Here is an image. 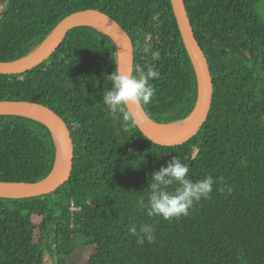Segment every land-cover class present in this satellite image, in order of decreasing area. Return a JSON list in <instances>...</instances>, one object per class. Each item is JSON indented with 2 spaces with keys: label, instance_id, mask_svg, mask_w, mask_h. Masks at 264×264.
Wrapping results in <instances>:
<instances>
[{
  "label": "trees",
  "instance_id": "16d2710c",
  "mask_svg": "<svg viewBox=\"0 0 264 264\" xmlns=\"http://www.w3.org/2000/svg\"><path fill=\"white\" fill-rule=\"evenodd\" d=\"M184 4L213 95L207 120L183 145L155 144L137 126L125 127L123 114L109 115L102 95L111 87L108 75L119 71L118 50L93 26L72 28L39 66L0 73V100L51 107L74 144L62 186L40 196L0 197V264H79L72 260L79 247L93 248L84 264H264V0ZM89 7L129 33L134 69L146 63L159 69L160 79L151 81L156 94L141 105L147 116L162 124L189 116L198 81L170 0H0V61L29 54L65 16ZM145 43L159 50L158 61L142 52ZM56 149L45 123L0 115L1 181L46 177ZM176 155L189 163L193 180L215 179L210 199L178 219L149 217L137 201L147 202L152 172ZM133 223L152 224L155 241L138 244L128 231Z\"/></svg>",
  "mask_w": 264,
  "mask_h": 264
},
{
  "label": "water",
  "instance_id": "95a60500",
  "mask_svg": "<svg viewBox=\"0 0 264 264\" xmlns=\"http://www.w3.org/2000/svg\"><path fill=\"white\" fill-rule=\"evenodd\" d=\"M170 3L183 44L185 45L193 63L197 76L198 97L196 106L192 111H196L194 122L187 131L180 135L165 136L152 128L149 122H157L147 116L141 105H127L126 110L136 120V126L139 130L150 141L162 146H179L189 142L194 136H196L207 120L212 102L213 80L207 58L194 36L184 0H170ZM89 17L96 18L100 21L106 27L107 31L95 28L109 35L116 43L119 58V72H129L134 70L135 47L129 33L120 23L107 13L99 9L89 7L79 9L65 16L56 25L49 36L29 54L11 61H0V73L8 75L20 74L39 66L58 49L72 28L79 25H89L82 23V20ZM45 42L46 44L44 45ZM121 50L123 52V61H121L120 58ZM21 111L37 112L46 118L52 126H54L63 148V166L57 174L52 175L57 161L56 149V158L53 169L46 177L34 182L0 180V197L18 198L50 194L69 180L73 168L74 144L65 120L51 107L36 101L0 100V115H24L20 113ZM39 121L45 123L49 127L56 141L52 126L45 121Z\"/></svg>",
  "mask_w": 264,
  "mask_h": 264
},
{
  "label": "clouds",
  "instance_id": "9594fccd",
  "mask_svg": "<svg viewBox=\"0 0 264 264\" xmlns=\"http://www.w3.org/2000/svg\"><path fill=\"white\" fill-rule=\"evenodd\" d=\"M142 52L150 55L152 61L160 59L159 50H153L150 43H145ZM160 79L159 69L154 63L136 65L134 70L119 72L113 70L108 75L111 87L102 95L104 106L108 109L113 119L117 114H123L125 127L136 126V120L126 111L127 105H147L151 103L156 94V88L151 83ZM190 173V165L182 161L177 155L173 156L166 165L154 170L148 183L147 202L143 199L137 201L141 210L149 217L159 216L165 220L188 216L194 203L201 199H210L213 185L216 182L211 175L202 179L193 180ZM221 188L220 191H224ZM231 187L227 192L231 193ZM129 233L136 237V242L143 245L145 241H155V228L152 224H141L139 227L133 223L128 229Z\"/></svg>",
  "mask_w": 264,
  "mask_h": 264
},
{
  "label": "bare ground",
  "instance_id": "6f19581e",
  "mask_svg": "<svg viewBox=\"0 0 264 264\" xmlns=\"http://www.w3.org/2000/svg\"><path fill=\"white\" fill-rule=\"evenodd\" d=\"M82 23L89 24V25H92V26H94L100 30H104V31L106 30L107 31L106 27L100 21H98L96 18H93V17H89V18L82 20ZM46 42L44 43V45L46 44ZM120 58H121V61H123L122 50L120 51ZM20 113L27 115V116H30V117H33V118H37V119L42 120V121H45L52 126V124L46 118H44L42 115H40L37 112L21 111ZM195 116H196V111L192 112L185 119L179 120L177 122H173V123H169V124H157V123L149 122V124L152 126V128L154 130H156L160 134H163L165 136H177V135L184 133L185 131H187L190 128V126L194 122ZM52 128H53V131H54V134L56 137V142H57V161H56V166L52 172V175H54V174H57L63 166L64 154H63L62 144H61L60 138L57 134V131L54 128V126H52Z\"/></svg>",
  "mask_w": 264,
  "mask_h": 264
},
{
  "label": "rangeland",
  "instance_id": "374dc122",
  "mask_svg": "<svg viewBox=\"0 0 264 264\" xmlns=\"http://www.w3.org/2000/svg\"><path fill=\"white\" fill-rule=\"evenodd\" d=\"M33 220L36 224H38L40 221L38 216L34 217ZM92 249H93L92 247H79L74 253L72 260L78 262L79 264H84L87 257L91 254Z\"/></svg>",
  "mask_w": 264,
  "mask_h": 264
},
{
  "label": "built area",
  "instance_id": "2783aa9c",
  "mask_svg": "<svg viewBox=\"0 0 264 264\" xmlns=\"http://www.w3.org/2000/svg\"><path fill=\"white\" fill-rule=\"evenodd\" d=\"M70 208L73 209V203H71V207Z\"/></svg>",
  "mask_w": 264,
  "mask_h": 264
}]
</instances>
